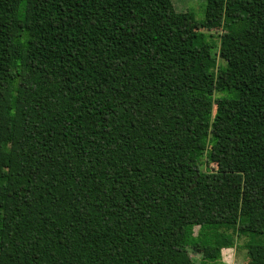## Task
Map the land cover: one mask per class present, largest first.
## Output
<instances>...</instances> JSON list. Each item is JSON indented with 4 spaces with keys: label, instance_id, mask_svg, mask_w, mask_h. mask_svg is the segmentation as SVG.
Segmentation results:
<instances>
[{
    "label": "trees",
    "instance_id": "16d2710c",
    "mask_svg": "<svg viewBox=\"0 0 264 264\" xmlns=\"http://www.w3.org/2000/svg\"><path fill=\"white\" fill-rule=\"evenodd\" d=\"M237 240L264 264V0H0V264Z\"/></svg>",
    "mask_w": 264,
    "mask_h": 264
},
{
    "label": "rangeland",
    "instance_id": "374dc122",
    "mask_svg": "<svg viewBox=\"0 0 264 264\" xmlns=\"http://www.w3.org/2000/svg\"><path fill=\"white\" fill-rule=\"evenodd\" d=\"M177 12H192L198 20L205 18L206 0H173ZM214 41L219 43L218 34L213 32ZM199 229H196V233ZM243 240H237V244L233 248L224 249L222 252L221 264H245L248 258L246 249L243 248ZM193 254V253H192ZM196 261L201 255H192Z\"/></svg>",
    "mask_w": 264,
    "mask_h": 264
}]
</instances>
